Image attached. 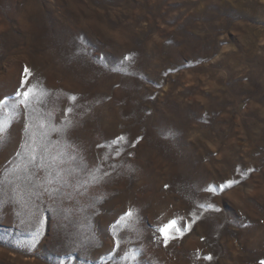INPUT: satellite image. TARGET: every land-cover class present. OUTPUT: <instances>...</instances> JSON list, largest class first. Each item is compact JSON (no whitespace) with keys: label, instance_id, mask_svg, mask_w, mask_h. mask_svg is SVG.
<instances>
[{"label":"rangeland","instance_id":"1","mask_svg":"<svg viewBox=\"0 0 264 264\" xmlns=\"http://www.w3.org/2000/svg\"><path fill=\"white\" fill-rule=\"evenodd\" d=\"M4 97L0 264L264 260V0H0Z\"/></svg>","mask_w":264,"mask_h":264},{"label":"snow or ice","instance_id":"2","mask_svg":"<svg viewBox=\"0 0 264 264\" xmlns=\"http://www.w3.org/2000/svg\"><path fill=\"white\" fill-rule=\"evenodd\" d=\"M125 59L131 60V57H125ZM24 73H25V80L23 81V83H27V77L31 76V72L27 67H25ZM16 96L17 97H23V99L19 100L18 104H23L25 107H28V103L30 100L37 99L36 88H35V86H30L24 92L18 91L16 93ZM10 99L11 98H9V97H4V98L0 99V134H3L6 131V129L9 127L10 120L12 119V117L7 116L9 108L11 107L12 109H15L18 107L17 102H13L10 105V103H9ZM71 100L75 101L76 97L72 96ZM67 111L71 112L72 109L69 108V109H67ZM55 130L60 131V132L63 131L62 129H55ZM26 131H27V129H26ZM124 139L125 138L123 136L118 137L115 141H113V143L118 145ZM2 142H3V137H2V135H0V143H2ZM32 144H33L32 151H33V153H35L37 151V148L39 147V145L36 144L35 137L32 138ZM33 159H35L34 156H33ZM232 183H234V182H229L228 186L230 187ZM208 191L215 192L216 189L209 188ZM127 215L130 217L132 215L131 211H129L127 213ZM159 231L164 235L165 243H167V241L169 239L175 238L174 233H179L181 235L183 234V228L179 225L177 220L169 221L163 227L159 228ZM38 234H39V232L37 231V233L33 237V241H32L33 246L35 243V236H37ZM207 259L211 260L212 258H211V256H209V257H207ZM259 264H264V260H261L259 262Z\"/></svg>","mask_w":264,"mask_h":264}]
</instances>
